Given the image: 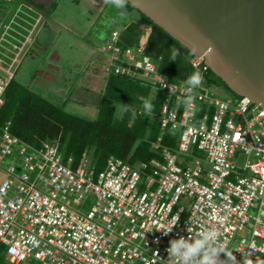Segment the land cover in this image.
<instances>
[{"label": "built area", "instance_id": "built-area-1", "mask_svg": "<svg viewBox=\"0 0 264 264\" xmlns=\"http://www.w3.org/2000/svg\"><path fill=\"white\" fill-rule=\"evenodd\" d=\"M0 3L10 16L6 27L0 22L1 110L45 16L27 0ZM119 40L116 32L101 49L107 74L141 78L164 90L169 98L162 128L181 133L178 153L197 148L205 157L187 162L164 150L163 162L136 169L113 156L99 172L87 154L78 165L74 158L66 162L59 141L39 150L24 144L9 123L0 140L1 157L13 161L0 181L3 264H177L167 252L170 241L208 229L240 264L245 257L249 264L264 257V109L248 98L224 99L203 83L186 106V84L162 77L143 49L124 53ZM203 64L209 69L204 57L194 62L195 68ZM88 198L94 203L89 211ZM192 199L190 206L181 203ZM173 224L167 236L159 230ZM239 234L246 238L238 241Z\"/></svg>", "mask_w": 264, "mask_h": 264}, {"label": "trees", "instance_id": "trees-1", "mask_svg": "<svg viewBox=\"0 0 264 264\" xmlns=\"http://www.w3.org/2000/svg\"><path fill=\"white\" fill-rule=\"evenodd\" d=\"M27 2L44 12V6L33 0ZM132 15H137V19L113 29L107 43L111 41L113 33L119 31L118 46L124 53L129 49H143L145 55L157 65L159 74L170 82L185 84L193 72L199 71L207 89L221 92L225 89L235 98L242 99L210 68L205 69V64L201 68H195L197 56L136 7L130 6L126 16ZM173 50L178 52L175 61L169 60ZM106 80L105 91L99 97L96 109L97 117L86 120L66 113L62 107L13 79L4 97L5 105L0 110V140L10 123L11 133L24 144L39 150L46 143L59 140L66 162L73 157L78 165L87 154L92 157L93 165L99 172L106 169L113 156L136 167L139 164L151 165L153 161L163 162L165 149L177 154L180 133L172 127L165 130L162 128V112L169 98L168 94L141 78L112 74ZM150 95L153 97L151 102L154 111L152 117H146L141 98H148ZM176 99H170L172 105ZM120 103L128 104L131 109L123 119H117L115 114V106ZM157 146L159 149H156ZM192 151L197 158L205 157L197 148ZM3 260L5 258L2 251L0 261ZM251 264H264V257Z\"/></svg>", "mask_w": 264, "mask_h": 264}, {"label": "rangeland", "instance_id": "rangeland-1", "mask_svg": "<svg viewBox=\"0 0 264 264\" xmlns=\"http://www.w3.org/2000/svg\"><path fill=\"white\" fill-rule=\"evenodd\" d=\"M33 1L45 8L51 5L53 10L47 12L44 10L45 16L49 18V25L40 28L32 46L16 66L14 79L56 106L62 107L66 113L93 120L97 117L96 113L92 115L96 111L85 112L78 101L89 105L87 100L97 101L99 95L96 99L97 92L93 89L85 90L81 85L85 83L81 82L89 80L88 86H99L101 80L99 77L104 75L107 61V58L99 53V49L110 39L113 29L132 23L137 19V15L121 18L118 11L107 4L106 0ZM4 5L0 3V22L3 23V28L10 20L8 9ZM85 61L87 65L84 64L82 69ZM79 65L81 67L77 69ZM85 67L93 69L92 74L88 76ZM1 74L8 77L2 71ZM79 77L80 82L77 84ZM221 96L224 99H236L225 89H222ZM179 140L178 137L177 143ZM183 157L191 161L197 158L194 152ZM179 158L181 159L182 156L179 155ZM17 161L20 164L18 175H21L24 173L22 162ZM12 163L11 159H4L0 155V181L6 177V172ZM93 205L92 199L88 198L85 208L89 211ZM251 214L259 215V211L251 210ZM244 238H246L245 234H239L237 240L241 241ZM3 263H6V259L0 261V264Z\"/></svg>", "mask_w": 264, "mask_h": 264}, {"label": "water", "instance_id": "water-1", "mask_svg": "<svg viewBox=\"0 0 264 264\" xmlns=\"http://www.w3.org/2000/svg\"><path fill=\"white\" fill-rule=\"evenodd\" d=\"M239 97L264 108V0H135ZM196 51H193V49Z\"/></svg>", "mask_w": 264, "mask_h": 264}, {"label": "clouds", "instance_id": "clouds-1", "mask_svg": "<svg viewBox=\"0 0 264 264\" xmlns=\"http://www.w3.org/2000/svg\"><path fill=\"white\" fill-rule=\"evenodd\" d=\"M106 3L111 5L113 8H115L118 11V15L121 18H124L127 15V11H128L130 6L131 7L137 6L135 0H106ZM44 16H45V14H44ZM45 21H46V18H45ZM45 21H44V24H45ZM43 25H42V27H43ZM116 32H119V31H116ZM116 32H114V33H116ZM112 37H113V35H112ZM104 46H102V47H104ZM102 47L99 49V53L107 58V61L105 62L104 74H105L106 78H108L112 74L111 75L107 74V68L109 67L110 64H109L108 57L104 53H102V51H101ZM193 51H196V49L194 48ZM177 55H178V52L176 50H173L171 55H170L169 60L175 61ZM15 74H16V72H15ZM202 80H203V76L199 71L193 72L186 79L185 84L187 86V91L189 93V95L187 96V99L184 101V104L186 106L190 107L193 104L194 96L192 95V93L194 92L195 89H197L201 85ZM216 91H219L221 94L220 90H216ZM152 98H153L152 95H150L148 98H141L143 111H144V114L146 115V117H152V113L154 111V105L151 102ZM240 98L243 99V97H240ZM115 108H116L115 114H116L117 119H123L125 114H127L129 111H131V109L129 108V105L124 104V103H120L118 106H115ZM180 141H181V133H180ZM51 142H54V141H51ZM60 147H61V143H60ZM165 150H170V149H165ZM170 151H172V150H170ZM178 151H179V147H178L177 152ZM61 152H62V149H61ZM163 154H164V152H163ZM177 155L182 156L181 160H186L187 162L191 161V160H188L185 157H183L185 154L183 155V154L177 153ZM71 158H73V157H71ZM90 158L93 162V159L91 156H90ZM196 159H199V158H196ZM141 165L142 164H139L136 167L133 166V168L137 169ZM180 167H183V165L180 164ZM148 173L149 172H147V174ZM142 175L145 179L144 171L142 172ZM181 203H183V204L185 203L186 205H189V204H193L194 200L192 199V200L186 201V202H184V200H183ZM263 215H262V218H263ZM174 226H176V225L173 224L171 227H162L159 230H162L163 235L167 236V235H169L170 232H172ZM167 252L169 254L170 259L175 260L177 262V264H239V261H237L236 256L233 254V251L232 250L231 251L226 250V248L223 246V244L218 240V233L212 229H208V230L204 231L203 233H199L197 238H193V237H190L187 239L180 238V239H175V240L170 241V246L168 247ZM221 253H223L225 255L224 260L220 259ZM244 264H249V259L246 257L244 258Z\"/></svg>", "mask_w": 264, "mask_h": 264}, {"label": "crops", "instance_id": "crops-1", "mask_svg": "<svg viewBox=\"0 0 264 264\" xmlns=\"http://www.w3.org/2000/svg\"><path fill=\"white\" fill-rule=\"evenodd\" d=\"M98 1H101V0H98ZM45 10H46V12L47 11H51L52 10V6L50 5L49 7H47V8H45ZM46 12L44 13V14H46ZM46 18V21H45V24L43 25V26H48L49 25V18L48 17H45ZM55 21V20H54ZM56 22V21H55ZM54 27H56V26H54ZM36 42H37V40H36ZM35 43V42H34ZM98 55H100L99 53H98ZM104 58V57H103ZM88 62H89V60H88ZM84 64L85 65H87V62L85 61V63H83V67H82V69L84 68ZM80 65H79V68H77V69H80ZM85 69L86 70H88V71H86V74H88V76L90 75V74H92V72L94 71L93 69H87V67H85ZM101 80H100V82H99V86L98 87H95V86H97V85H95L94 87H90V86H88L87 85V83H88V81L89 80H83L81 83H85V85L84 84H81L82 85V88H84L85 90H87V89H90V90H94V91H96L97 93H96V99L98 98V95H99V97H101L102 96V94L104 93V91H105V88H106V82H107V78H106V76H105V74L104 75H102V76H100L99 77ZM79 82H80V77H79V80L77 81V84H79ZM92 82V81H91ZM75 87V86H74ZM88 101V104L89 105H86L85 103H83V102H81V101H78L79 103H80V107H82V108H84L85 109V112H93V111H97L96 109H97V107H98V103H99V98H98V100L96 101V100H87ZM95 113L96 112H93V114L92 115H95Z\"/></svg>", "mask_w": 264, "mask_h": 264}, {"label": "bare ground", "instance_id": "bare-ground-1", "mask_svg": "<svg viewBox=\"0 0 264 264\" xmlns=\"http://www.w3.org/2000/svg\"><path fill=\"white\" fill-rule=\"evenodd\" d=\"M253 261H255V260H253Z\"/></svg>", "mask_w": 264, "mask_h": 264}]
</instances>
